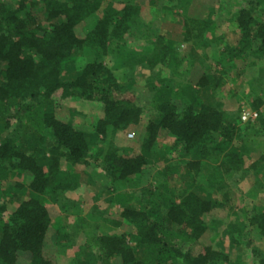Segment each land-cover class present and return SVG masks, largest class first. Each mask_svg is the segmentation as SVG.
Here are the masks:
<instances>
[{
  "label": "trees",
  "instance_id": "obj_1",
  "mask_svg": "<svg viewBox=\"0 0 264 264\" xmlns=\"http://www.w3.org/2000/svg\"><path fill=\"white\" fill-rule=\"evenodd\" d=\"M155 1L108 0L104 4L103 0H0V185L10 174L18 176L12 184H6L12 199L10 211H6L0 193V264H58L56 254L45 243L52 223V204L58 203L65 191L77 188L96 166L105 171L108 188L139 185L146 167L158 159L153 144L163 134L172 137L171 147L179 146L183 155L191 156L184 167L193 188L177 197L173 191L159 195L151 188H143L139 194L141 206L124 207L109 219L113 227L127 229L135 243H129L125 232L92 236L89 239L96 252L93 261L245 264V259L238 257L236 263L228 253L210 245L197 252L184 246L208 235V221L219 209L206 193L219 183L222 174L243 171L246 157L234 148L221 152V143L231 141L234 125L226 122L222 110L200 97L202 90L211 91L220 83L218 75L210 84L206 72L189 76L177 67L175 76L187 79L181 82L184 92L174 89L171 76L160 84L171 94L155 96L150 106L137 103L129 75L135 61L126 63L129 57L138 54L153 68L172 51L165 45L151 51L122 48L127 37L148 39L154 34L155 30L141 21L140 10L141 4ZM175 1L177 6H183V41L193 47L211 45L208 32L216 22L207 20L202 13L205 8H213V2L198 6V0ZM215 2L220 7L231 6L226 13L238 31L237 52L230 58L234 54L244 57L247 52L264 63V0ZM217 38L222 39V34ZM76 51L88 52L92 59L76 64L75 73L67 76L63 70L66 63L77 59ZM107 55L111 66L103 62ZM183 58H176L177 66ZM226 60L230 59L223 57L220 64L224 66ZM125 64L131 68L126 70V80L120 81L115 70ZM57 96H75L100 104L101 114L95 117L92 127L96 141H89L81 128L54 107H45ZM260 103L259 98L251 103L253 110ZM144 110L154 111L146 121ZM20 122L28 125L25 132L35 138L30 149H21L17 144L19 132L25 133L17 126ZM139 123L144 127L141 151L113 141L116 133ZM13 125L15 131L3 135ZM261 128L264 141V126ZM109 131L110 141L103 147ZM261 164L262 153L249 167L257 174ZM254 182L264 190V178ZM63 207L60 205V209ZM234 228L229 243L241 249L242 254L249 248L251 264H264V250L260 248L264 213L250 216L246 230ZM56 232L63 234V227H56ZM75 258L79 264L88 262L78 255Z\"/></svg>",
  "mask_w": 264,
  "mask_h": 264
},
{
  "label": "rangeland",
  "instance_id": "obj_2",
  "mask_svg": "<svg viewBox=\"0 0 264 264\" xmlns=\"http://www.w3.org/2000/svg\"><path fill=\"white\" fill-rule=\"evenodd\" d=\"M107 1L103 0V3ZM135 2L138 3V0ZM198 2V6H207L211 2L214 5L213 8H205L202 13L207 20L216 22V27L208 32V39L212 41L211 45L193 47L183 41V6H177L175 0H157L153 3L141 4V21L149 29L155 30L154 34L148 39L127 37L122 48L151 51L152 48L165 45L172 48L171 55L168 52L155 67L149 68L147 63L135 54L126 62L131 63V60H134L135 69L130 71L131 66L128 67L125 64L115 70V75L120 81L126 80L128 71H130L129 75L133 80L132 92L137 103L143 107L150 106L154 97L161 93L167 96L171 94V90L160 86L171 76L175 83L173 84L174 89L180 88L179 91L184 92L182 84L187 79L175 76L177 67L181 71H186L189 76L191 74L198 76L203 71L206 72V79L210 81V84L211 80L213 84L215 83L213 79L215 75L220 77V83L212 86L211 91L202 90L200 97L222 110L226 122L234 125L235 130L231 141L228 144L221 143L220 149L221 152H226L234 148L242 152L246 157L244 168L243 171H237L231 175L222 174L219 183L210 193H206L212 205L219 211L215 212V218L208 221V235L195 243H184V246L197 252L204 245H210L228 253L236 263H239L238 257H240V259H245V264H251L253 260L249 248L242 254L241 249L229 243V234L234 233V227L242 231L246 230L250 216L264 213V190L257 188L254 182L258 177L264 178V164L257 169V174L249 167L251 161H255L261 153L264 154V141L261 134V126H264V63L249 56L247 52L244 57L234 54L230 58L231 54L237 52L235 46L238 40L236 25L229 20L231 15L226 13L231 6L225 4L220 7L215 0H198ZM220 34H222V39L217 41ZM227 45L228 49L224 52ZM74 55H77V59L66 63L63 70L67 76L75 73L76 64L86 63L92 59V54L88 52L83 54L76 51ZM184 56L185 58L177 66L176 58L180 60ZM226 56L230 60L228 62L226 60L223 66L220 64V59ZM103 62L111 66V57L105 56ZM257 98L261 100V103L255 110L258 113L255 122L242 121L240 118L242 111L253 110L251 103H256ZM46 106L54 107L58 113L63 114L62 117L81 128L89 141H96L92 127L95 117L101 114L99 103L75 96L66 99L57 96L51 102L48 101ZM153 113L154 111L144 110L143 120L146 121L147 117ZM15 126L3 131V135L15 131ZM17 126L25 132L24 127L28 125L20 122ZM129 133H132L131 137L128 136ZM143 133L142 123L131 125L124 131L116 133L113 141L119 146L123 145L141 151ZM109 141L110 131L104 138L103 147H106ZM34 142L35 138L30 133L19 132L17 141L19 148L30 149ZM171 143L172 137L164 134L157 137L153 146L157 151L158 159L146 167L139 185L120 190L108 188L109 182L105 171L100 166H96L91 169L90 176L84 178L77 188L65 191L60 201L52 204V223L47 231L45 243L56 254L58 264H79L75 261L77 260L76 255L88 261L87 264L95 263L93 260L96 252L92 251V242L89 238L103 233L125 232L129 243L134 244L135 239L127 229L113 227L109 219L116 217L124 207L141 206L142 200L139 194L143 188H151L159 195L173 191L176 197L180 192L193 188L190 185L189 173L184 167V163L191 156L183 155L179 146L171 147ZM147 158L153 160L150 156ZM17 178L18 176L12 173L7 180L1 182L0 193L6 203V211H10L12 207L10 189L6 184H12ZM60 205L64 207L60 209ZM56 227H63L64 233L57 235ZM85 243L86 246H84ZM260 248L264 250V238Z\"/></svg>",
  "mask_w": 264,
  "mask_h": 264
},
{
  "label": "built area",
  "instance_id": "obj_3",
  "mask_svg": "<svg viewBox=\"0 0 264 264\" xmlns=\"http://www.w3.org/2000/svg\"><path fill=\"white\" fill-rule=\"evenodd\" d=\"M257 116H258L257 111L252 110V109H245V110L242 111L240 118H241L242 121L246 122V121L255 120L257 118ZM128 136L131 137L132 133H129Z\"/></svg>",
  "mask_w": 264,
  "mask_h": 264
},
{
  "label": "crops",
  "instance_id": "obj_4",
  "mask_svg": "<svg viewBox=\"0 0 264 264\" xmlns=\"http://www.w3.org/2000/svg\"><path fill=\"white\" fill-rule=\"evenodd\" d=\"M153 3V2H152Z\"/></svg>",
  "mask_w": 264,
  "mask_h": 264
}]
</instances>
